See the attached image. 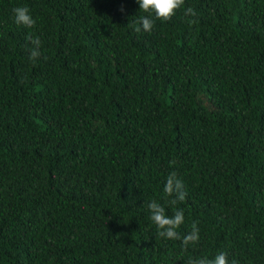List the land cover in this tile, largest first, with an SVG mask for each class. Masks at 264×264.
I'll return each mask as SVG.
<instances>
[{
  "label": "trees",
  "instance_id": "obj_1",
  "mask_svg": "<svg viewBox=\"0 0 264 264\" xmlns=\"http://www.w3.org/2000/svg\"><path fill=\"white\" fill-rule=\"evenodd\" d=\"M17 6L35 27L15 23ZM141 15L136 0H0V264L221 251L264 264V0H185L150 33L134 31ZM173 171L187 193L178 232L200 229L186 251L147 208L173 214Z\"/></svg>",
  "mask_w": 264,
  "mask_h": 264
},
{
  "label": "clouds",
  "instance_id": "obj_2",
  "mask_svg": "<svg viewBox=\"0 0 264 264\" xmlns=\"http://www.w3.org/2000/svg\"><path fill=\"white\" fill-rule=\"evenodd\" d=\"M139 5L140 11L147 13L148 15H141L134 22V31L136 33L152 32L156 25L157 20L168 21L170 20L181 7L185 4V0H136ZM120 11L123 13L125 9L121 7ZM14 21L17 25L24 26L26 28L35 27L37 21L31 14V11L26 6H17L12 9ZM185 16H196V12L192 8H188ZM198 21L191 20L189 23L195 24ZM133 26V24H129ZM26 39L33 45L29 51V58L33 62L38 60L41 56L40 38L33 37L29 34ZM46 59V57H45ZM173 164L175 161L172 162ZM163 192L165 194V202L169 207L173 208V214L168 215L166 213V207L164 204L153 199L147 202V208L150 211V220L156 226L157 236L168 240H179L183 250H187L190 245H196L199 243L200 229L196 222L191 224V230L181 236L178 229L185 223V214L182 209L175 208L174 206L178 202H182L186 198L185 185L183 180L178 176L177 172H171L164 184ZM169 197H175L173 199H167ZM187 264H239L236 259L229 261L228 253L218 252L214 258L198 257L189 258Z\"/></svg>",
  "mask_w": 264,
  "mask_h": 264
}]
</instances>
